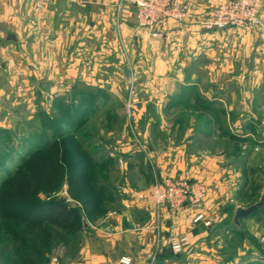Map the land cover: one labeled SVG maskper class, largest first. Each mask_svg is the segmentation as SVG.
I'll use <instances>...</instances> for the list:
<instances>
[{
    "label": "rangeland",
    "instance_id": "rangeland-1",
    "mask_svg": "<svg viewBox=\"0 0 264 264\" xmlns=\"http://www.w3.org/2000/svg\"><path fill=\"white\" fill-rule=\"evenodd\" d=\"M126 61L130 67L129 58ZM149 62L143 60L142 66H151ZM213 62L217 64L220 59ZM105 63H101L97 75L102 82L110 78L105 76ZM143 77L132 79L131 76L127 80L122 70H118L112 78L117 82L113 90L106 83L100 88L83 81L79 82L78 90H73L70 83L59 94L40 92L35 101L31 91L5 90L6 96L0 100V213L18 206L23 207L20 214L24 215L32 203L61 200L72 209V219L66 224L62 219H45L42 225L13 217L0 219V264H66L79 258V247L87 236L108 222V212L117 210L119 214L125 195L144 191L125 189L123 185L127 181L134 187L142 185L147 176L145 162L155 158L142 151L141 155L139 151L111 155L98 152L97 148L111 141L125 142L121 137L127 134L135 148L140 149L142 144L149 152L150 141L142 135L146 126L153 138L158 136L155 140L161 139L159 142L166 145L190 144L191 138L185 135L188 134L195 146L193 150L212 157L222 151L237 183L228 201L218 208L220 216L225 207L232 212L208 236L211 244L219 246L215 255L221 256L216 262L264 264V73L258 81L255 76H243V84L248 88L258 82L249 92L253 96L250 108L244 105L230 108L229 103L226 106L220 102L222 96L215 86L216 82L224 81V76L220 80L217 76V81L213 76L210 95L212 100L218 99L211 106L206 96V99L197 98L193 105L162 109L156 106L155 91L147 92L139 85ZM197 94L200 96L201 92ZM248 110L252 112L253 123L251 117L236 125L237 118ZM159 114L166 122H159ZM189 125L193 129L189 130ZM147 162L150 164L151 160ZM15 172L16 177L6 180ZM26 175L35 181L33 187L26 183ZM212 190L213 186L209 185V194ZM260 201L258 210L235 221L238 207ZM36 205L33 204V209ZM68 216L62 218L67 220ZM7 243L12 245L4 253ZM18 248L24 249V254ZM27 249L38 253L26 255ZM212 260H215L213 256Z\"/></svg>",
    "mask_w": 264,
    "mask_h": 264
},
{
    "label": "crops",
    "instance_id": "crops-1",
    "mask_svg": "<svg viewBox=\"0 0 264 264\" xmlns=\"http://www.w3.org/2000/svg\"><path fill=\"white\" fill-rule=\"evenodd\" d=\"M182 1L194 6L196 11H203L220 0ZM134 12L135 7L127 4L117 18L113 4L106 0H0V100L6 96L5 90L9 93L31 91L34 100L40 92L51 96L62 93L70 83L73 90H78L79 82L83 81L100 88L106 83L113 90L117 82L112 78L118 70L123 72L129 58L132 79L143 75L145 78L139 85L147 92L155 91L156 106L162 109L193 105L197 98L206 96L211 106L218 99L212 100L210 95L213 76L216 81L217 76L219 80L224 76V81L216 82L215 86L222 96L218 99L220 102L226 106L229 103L230 108L233 105L253 107L249 92L258 82L248 88L243 84V76H255L258 81L264 73V30L206 31L191 21L184 30L174 23L161 27L162 35L154 37L137 25ZM9 34H14L16 39H8ZM213 59L220 62L216 64ZM143 60H150L151 66L143 67ZM103 61L107 62L105 76L111 78L107 82L97 79ZM251 117L253 123L252 112H244L236 125ZM158 118L160 123L166 122L162 115ZM191 125L189 130L193 129ZM142 133L150 141L147 152L155 158H149L151 162L147 159L150 164L145 162L147 178H143L142 185L134 187L127 181L123 188L148 190L154 181L152 164L161 175L204 179L213 186L205 208L216 214L214 225L193 224L192 213L188 211L171 222L167 220V226L179 224L188 230L193 241L185 252L174 254L168 245L167 230L157 243V234L151 230L155 220L151 209L136 202L133 196L125 195L121 199L122 210L111 220L115 230L107 232L102 225L93 231L79 247V258L66 264H119L124 255L132 258V264H146L153 256L163 264H233L216 262L221 256L215 255L219 246L208 240L212 229L219 224L221 227L232 212L225 207L220 216L218 208L228 201L237 183L236 176L230 174L231 165L224 162L222 151L212 157L204 151L193 150L195 146L188 134L185 135L191 138L188 140L191 145H166L159 142L161 139L155 140L158 136L153 138L147 126ZM121 138L126 141L105 143L97 148L98 152L108 154L119 150L115 151L118 155L138 151L142 154L129 142L127 134ZM210 252L214 255H209Z\"/></svg>",
    "mask_w": 264,
    "mask_h": 264
},
{
    "label": "built area",
    "instance_id": "built-area-1",
    "mask_svg": "<svg viewBox=\"0 0 264 264\" xmlns=\"http://www.w3.org/2000/svg\"><path fill=\"white\" fill-rule=\"evenodd\" d=\"M113 4L117 18L127 4L135 7L134 16L137 25L148 30L154 36L162 35L161 27L165 28L172 23L180 30L188 27L191 21L206 31H224L240 29L244 31L264 30V0H220L214 6L203 11H196L194 6L182 0H106ZM130 107V105H129ZM135 136L136 133L134 132ZM140 151L147 149L140 144ZM111 155H116L114 151ZM152 164V163H151ZM154 181L146 191H136L133 195L136 202H141L151 209L154 214L152 232L157 234V243L163 239V232L167 230V241L174 254H181L192 246V238L188 230H183L179 224H169L185 211L192 213L193 224L211 226L216 221V214L209 213L205 204L209 197V184L204 179L190 177H176L161 175L152 164ZM118 215L117 210L109 211L108 222L103 225L107 232L115 229L111 220ZM130 256L124 255L119 264H132ZM146 264H157L153 256Z\"/></svg>",
    "mask_w": 264,
    "mask_h": 264
},
{
    "label": "trees",
    "instance_id": "trees-1",
    "mask_svg": "<svg viewBox=\"0 0 264 264\" xmlns=\"http://www.w3.org/2000/svg\"><path fill=\"white\" fill-rule=\"evenodd\" d=\"M46 146H48V145H46ZM46 146H44V148ZM17 174H18L17 172L13 173L6 180H10V179L16 177ZM25 180H26V183H28L32 187L35 184L34 183L35 181L32 180V177L30 175H26ZM32 193L34 194V192H32ZM33 204H37L35 209H33ZM20 208H23V207L17 206V207H13L10 210H3L0 213V219H4L7 217H13V218H19V219H21V221H23L25 223L29 222L31 220L32 222L36 223V225H42L44 223L43 221L45 219H57V220L62 219L63 223H65V224L68 221H71V219H72V214H71L72 209H70L69 206H67L66 202L61 201V200H52V201L51 200H49V201L48 200L47 201H41L40 200L39 202L32 203L26 207L27 209H25V210L27 211V213H25L24 215L20 214ZM28 211H30V213ZM67 214H69V216L67 217V220H64L62 217H64V215H67ZM11 245H12L11 243H7L5 245L4 253L6 251L10 250ZM20 249L21 248H18L17 250L22 251V254H24L23 253L24 249H21V250ZM25 251H26V255H31V256L32 255L35 256L38 253V252L34 251L33 249H30V250L27 249ZM258 264H260V263H258Z\"/></svg>",
    "mask_w": 264,
    "mask_h": 264
},
{
    "label": "water",
    "instance_id": "water-1",
    "mask_svg": "<svg viewBox=\"0 0 264 264\" xmlns=\"http://www.w3.org/2000/svg\"><path fill=\"white\" fill-rule=\"evenodd\" d=\"M8 39L15 40L16 36L14 34H9L8 35ZM123 73H124L126 79L129 80L130 76H131L130 68L129 67H125L124 70H123ZM261 204H262V201L254 203V204H251L248 207H238L236 209V212H235V221L238 222L240 218H245V217L250 216L256 210H258V208L261 206ZM83 222H84V227H87L88 224L85 222V219H83ZM157 264H163V262L162 261H158Z\"/></svg>",
    "mask_w": 264,
    "mask_h": 264
}]
</instances>
